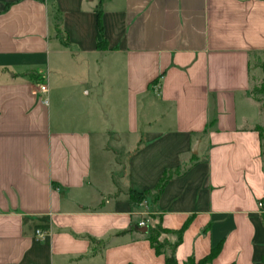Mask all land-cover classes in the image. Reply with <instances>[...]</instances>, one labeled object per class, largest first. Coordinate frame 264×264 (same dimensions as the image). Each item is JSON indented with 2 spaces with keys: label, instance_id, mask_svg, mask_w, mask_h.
I'll return each mask as SVG.
<instances>
[{
  "label": "crops",
  "instance_id": "0c3cea01",
  "mask_svg": "<svg viewBox=\"0 0 264 264\" xmlns=\"http://www.w3.org/2000/svg\"><path fill=\"white\" fill-rule=\"evenodd\" d=\"M256 60L264 0H0V264H264Z\"/></svg>",
  "mask_w": 264,
  "mask_h": 264
},
{
  "label": "trees",
  "instance_id": "16d2710c",
  "mask_svg": "<svg viewBox=\"0 0 264 264\" xmlns=\"http://www.w3.org/2000/svg\"><path fill=\"white\" fill-rule=\"evenodd\" d=\"M103 1V0H101ZM99 16H101V12L99 13ZM263 72H264V62L261 65ZM261 90L264 91V79L261 83ZM259 101V100H258ZM260 109L264 113V108L261 106ZM256 129L260 132L261 140H262V148L264 153V125L258 124L256 126ZM173 176L172 172H165L162 178L160 179L158 185L155 188V191L146 190V191H136V190H130V198L133 202L136 203H142L149 198L153 200H157L161 192L163 191L166 183L168 180ZM264 218V213H263ZM131 230V229H130ZM129 231H124L122 233H126ZM172 231L166 227H164L161 223L154 227H150L148 231V238L150 239L152 245L155 247L157 253H166V261L168 264H178L177 258H176V247L178 243L180 242L182 238L183 229L177 231L179 235L178 242L172 244L167 239L162 240L163 235H168ZM220 251V245L214 247L212 251L203 259L197 260L195 257L191 256L186 261V264H207L210 263L218 254Z\"/></svg>",
  "mask_w": 264,
  "mask_h": 264
},
{
  "label": "rangeland",
  "instance_id": "374dc122",
  "mask_svg": "<svg viewBox=\"0 0 264 264\" xmlns=\"http://www.w3.org/2000/svg\"><path fill=\"white\" fill-rule=\"evenodd\" d=\"M263 79H264V72L261 67V61L258 60L257 62H254L252 67L251 91L253 96L256 97L257 100H259V104L264 108V91L261 90V83Z\"/></svg>",
  "mask_w": 264,
  "mask_h": 264
},
{
  "label": "built area",
  "instance_id": "2783aa9c",
  "mask_svg": "<svg viewBox=\"0 0 264 264\" xmlns=\"http://www.w3.org/2000/svg\"><path fill=\"white\" fill-rule=\"evenodd\" d=\"M39 92L47 93L48 92V87L45 84H41L40 88H39ZM47 100L48 99H46V98L44 99L45 102H47ZM259 206H260V209H261L262 213H264V198L259 201ZM143 224L144 223H142V225ZM37 232L38 233H42L41 230H37Z\"/></svg>",
  "mask_w": 264,
  "mask_h": 264
},
{
  "label": "water",
  "instance_id": "95a60500",
  "mask_svg": "<svg viewBox=\"0 0 264 264\" xmlns=\"http://www.w3.org/2000/svg\"><path fill=\"white\" fill-rule=\"evenodd\" d=\"M193 152L196 153L197 152V145L194 146ZM138 230L142 233H146L149 230V226L148 225H143L138 227Z\"/></svg>",
  "mask_w": 264,
  "mask_h": 264
}]
</instances>
